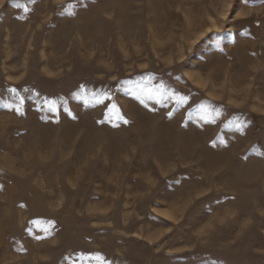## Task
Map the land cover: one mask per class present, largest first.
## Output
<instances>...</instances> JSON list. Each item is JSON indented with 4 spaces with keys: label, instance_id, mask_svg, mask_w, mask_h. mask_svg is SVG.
<instances>
[{
    "label": "rangeland",
    "instance_id": "obj_1",
    "mask_svg": "<svg viewBox=\"0 0 264 264\" xmlns=\"http://www.w3.org/2000/svg\"><path fill=\"white\" fill-rule=\"evenodd\" d=\"M75 2L37 0L26 18L0 3V104L7 86L29 87L63 96L78 117L45 123L32 101L23 118L0 108V264H71L81 252L117 264H264V157L252 152L264 151V0H88L75 18L58 15ZM212 20L232 29L222 51L194 44ZM149 72L190 97L172 119V105L153 114L118 92L133 123L112 128L96 123L103 106L72 97L81 83ZM201 103L220 109L215 124L186 119ZM237 116L243 132L224 127ZM217 136L226 148L212 146ZM173 177L181 184L166 187ZM202 193L235 199L201 207ZM161 213L172 220L151 219ZM37 218L56 221L53 237L25 233ZM181 249L185 260L170 255Z\"/></svg>",
    "mask_w": 264,
    "mask_h": 264
},
{
    "label": "snow or ice",
    "instance_id": "obj_2",
    "mask_svg": "<svg viewBox=\"0 0 264 264\" xmlns=\"http://www.w3.org/2000/svg\"><path fill=\"white\" fill-rule=\"evenodd\" d=\"M97 0H91L94 5ZM246 2V0H245ZM3 3V0H0ZM7 4H10L13 8L19 10L23 9L25 17L32 11L28 5H36L37 0H27L25 4L19 2V0H7ZM64 9L62 13L58 15L64 18H75L78 15L77 8L87 10L89 8L88 0H76L75 3L67 6L61 5ZM228 16L225 15L221 19L227 21ZM18 19H21L18 17ZM213 27H209L205 33H203L194 44L199 46L200 44H212L215 48L223 50L221 48V42L227 38L229 42L232 40V29L216 27V21L212 20ZM177 80L180 77H176ZM125 93L127 96L134 98L139 105L143 106V109L149 113H156L157 106L161 109L172 105V109L166 113L168 119H172L176 112L181 108L188 105L189 95L182 94L180 91L169 87L163 80L157 81L156 76L149 72L147 74H139L135 78L129 77L126 79L117 80L114 86H103L101 88H89L84 83L78 86V89L72 93V97L82 102L85 108H92L95 106H103L104 116L102 119L97 120L96 123L104 126H111L112 128H119L121 125H130L133 121L126 118V114L122 111V106L117 103V93ZM27 94V95H25ZM27 101H32L35 106V110L40 115V120L45 123H60V116L66 114V116L72 120H76L77 115L73 114L72 109L68 106L67 100L63 96L50 97L48 95H42L39 91L33 88L24 87L18 88L17 86L9 85L5 90V98L3 103L0 104V108H4L9 112L14 113L16 116L23 118L26 115L25 104ZM220 109L214 107L210 103L198 104L195 108H190L186 114V119L191 122L196 121L197 124H215L217 117L220 116ZM139 115V113L137 114ZM181 127H190L189 123L182 124ZM225 128H234L237 132H243L246 127V122L234 117L225 123ZM213 147H227V141L223 136H217L216 140L212 141ZM264 148V145H261ZM252 152L259 157H264V151H257L256 148L252 149ZM247 159V157H245ZM186 181L189 179L190 174H181ZM173 180L175 183L173 184ZM181 184L180 180H176L173 177L171 180L165 182L166 187L171 186L173 188ZM2 187V186H0ZM203 199L199 200V205L204 207L205 205H211L215 203L216 208L223 206V203L229 199L234 200L235 197H215L208 196L207 194H201ZM23 207V205H22ZM160 207V205H157ZM214 211L213 207H207L205 215L211 214ZM198 214V213H197ZM160 216L166 217L167 220H172V217L166 213H161L158 216L151 217L152 220L158 221ZM228 218V213H224L223 217L218 219L217 224L223 225ZM57 231V224L55 220L37 218L29 221V227L25 229V233L36 242L45 241L55 235ZM172 229L169 228V232ZM216 231L215 224H209L207 230H202L200 237H210ZM39 232L40 234H37ZM207 243V240H203ZM154 243V241H150ZM159 248V245H157ZM17 252L26 253L28 250L22 244L17 245ZM188 250L181 249L175 254L177 260H185V252ZM66 261H71V264H117L116 259L109 260L102 256L100 253H79L75 258L68 256ZM119 264H134L131 260H120ZM212 264H216L215 261Z\"/></svg>",
    "mask_w": 264,
    "mask_h": 264
}]
</instances>
